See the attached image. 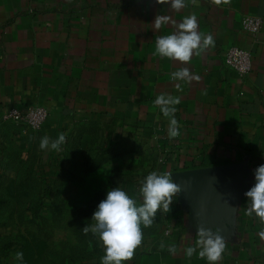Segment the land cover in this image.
Instances as JSON below:
<instances>
[{"label":"crops","instance_id":"obj_1","mask_svg":"<svg viewBox=\"0 0 264 264\" xmlns=\"http://www.w3.org/2000/svg\"><path fill=\"white\" fill-rule=\"evenodd\" d=\"M190 15L214 46L190 64L154 55L157 37ZM250 16L263 19L257 35L243 27ZM160 17L167 20L157 27ZM232 46L253 53L245 78L225 64ZM186 66L198 80L173 78ZM161 96L179 98L167 105L175 112L165 115ZM36 106L48 109V124L102 121L147 137L171 174L245 163L253 185L264 164V0H185L180 10L157 0H0V126L6 109ZM173 118L180 136L170 138ZM245 193L220 264H264V222L247 214ZM169 215L184 228L142 264H208L186 256L199 233L177 195Z\"/></svg>","mask_w":264,"mask_h":264},{"label":"rangeland","instance_id":"obj_2","mask_svg":"<svg viewBox=\"0 0 264 264\" xmlns=\"http://www.w3.org/2000/svg\"><path fill=\"white\" fill-rule=\"evenodd\" d=\"M66 141L60 152L42 151L47 135ZM150 140L102 121L39 128L13 122L0 126V264H101L98 235L84 231L108 190L121 187L142 203L141 181L151 171L167 172ZM171 216L157 212L142 228L144 238L126 264L160 252L171 232ZM264 222V221H263ZM157 257V256H156ZM157 264V263H156Z\"/></svg>","mask_w":264,"mask_h":264},{"label":"clouds","instance_id":"obj_3","mask_svg":"<svg viewBox=\"0 0 264 264\" xmlns=\"http://www.w3.org/2000/svg\"><path fill=\"white\" fill-rule=\"evenodd\" d=\"M170 3L176 10L185 7V0H157V3ZM217 5L229 4L230 0H213ZM166 17H160L157 27L166 22ZM179 30L172 34L157 37L155 42L154 55L161 58L176 60L190 64L194 56L199 57L210 46H214L215 40L211 34H205L198 30V18L196 15L186 16L179 24ZM176 80L190 82L199 79V76L192 73L189 67L172 74ZM179 87V85H178ZM156 104L165 105L164 112L168 115L175 112L174 107L179 103V98L157 97ZM168 135L170 138L180 136V129L177 121L173 118L170 121ZM66 141L63 133L56 139L47 135L40 140L39 147L42 151L60 152ZM254 183L246 191V212L249 216L255 215L264 221V164L259 165L253 172ZM181 191V187L173 179V174L168 172L151 171L141 181L139 195L142 203L130 196L121 187H114L108 190L106 197L99 202L91 219L94 223L85 226L84 231H91L98 235L104 247V255L101 257V264H126L134 258L135 250L142 244L144 233L142 228L150 227L157 216V212H168L174 198ZM199 239L196 246H189L186 249V256L192 257L197 253L200 258H206L208 264H220L226 249V240L221 235L220 229H212L205 225L198 228ZM197 249L199 251L197 252ZM175 253V246L169 248ZM17 264H23L24 253L18 251L14 257Z\"/></svg>","mask_w":264,"mask_h":264},{"label":"water","instance_id":"obj_4","mask_svg":"<svg viewBox=\"0 0 264 264\" xmlns=\"http://www.w3.org/2000/svg\"><path fill=\"white\" fill-rule=\"evenodd\" d=\"M180 185L178 200L190 212L191 226L220 229L226 239L237 228L239 202L251 188V172L245 163L187 169L173 174Z\"/></svg>","mask_w":264,"mask_h":264},{"label":"built area","instance_id":"obj_5","mask_svg":"<svg viewBox=\"0 0 264 264\" xmlns=\"http://www.w3.org/2000/svg\"><path fill=\"white\" fill-rule=\"evenodd\" d=\"M243 27L253 35L260 33L263 27L261 17H245L242 21ZM225 64L233 69L241 78H245L253 70V53L251 50L232 46L225 53ZM49 119V111L45 107L36 106L28 111L18 107L6 109L2 115L4 123L13 122L24 124L33 128H39Z\"/></svg>","mask_w":264,"mask_h":264},{"label":"trees","instance_id":"obj_6","mask_svg":"<svg viewBox=\"0 0 264 264\" xmlns=\"http://www.w3.org/2000/svg\"><path fill=\"white\" fill-rule=\"evenodd\" d=\"M171 222V220H170ZM171 232H170V239H175V237H177V235L180 233V231L184 228L183 226V222H176L175 225H171ZM168 240V239H167ZM165 264V263H163Z\"/></svg>","mask_w":264,"mask_h":264}]
</instances>
